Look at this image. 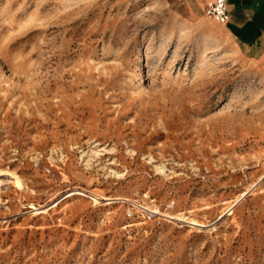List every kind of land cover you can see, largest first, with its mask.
<instances>
[{
    "label": "rangeland",
    "instance_id": "374dc122",
    "mask_svg": "<svg viewBox=\"0 0 264 264\" xmlns=\"http://www.w3.org/2000/svg\"><path fill=\"white\" fill-rule=\"evenodd\" d=\"M0 264H264V61L181 0H0Z\"/></svg>",
    "mask_w": 264,
    "mask_h": 264
},
{
    "label": "crops",
    "instance_id": "0c3cea01",
    "mask_svg": "<svg viewBox=\"0 0 264 264\" xmlns=\"http://www.w3.org/2000/svg\"><path fill=\"white\" fill-rule=\"evenodd\" d=\"M193 13L204 11L209 0H181ZM228 20L222 29L253 57L264 61V0H227Z\"/></svg>",
    "mask_w": 264,
    "mask_h": 264
},
{
    "label": "built area",
    "instance_id": "2783aa9c",
    "mask_svg": "<svg viewBox=\"0 0 264 264\" xmlns=\"http://www.w3.org/2000/svg\"><path fill=\"white\" fill-rule=\"evenodd\" d=\"M204 14L220 23L228 20L227 0H209L204 7Z\"/></svg>",
    "mask_w": 264,
    "mask_h": 264
},
{
    "label": "bare ground",
    "instance_id": "6f19581e",
    "mask_svg": "<svg viewBox=\"0 0 264 264\" xmlns=\"http://www.w3.org/2000/svg\"><path fill=\"white\" fill-rule=\"evenodd\" d=\"M177 219H180V218H177Z\"/></svg>",
    "mask_w": 264,
    "mask_h": 264
}]
</instances>
